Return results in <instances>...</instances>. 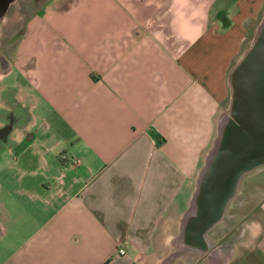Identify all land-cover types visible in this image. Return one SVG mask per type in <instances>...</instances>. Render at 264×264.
Instances as JSON below:
<instances>
[{
    "label": "crops",
    "instance_id": "obj_1",
    "mask_svg": "<svg viewBox=\"0 0 264 264\" xmlns=\"http://www.w3.org/2000/svg\"><path fill=\"white\" fill-rule=\"evenodd\" d=\"M214 1L50 0L31 14L0 68V107L18 88L49 175L38 179L40 164L0 183V264L163 258L228 109L229 72L264 18V0H228L217 15ZM16 69L25 83L6 87Z\"/></svg>",
    "mask_w": 264,
    "mask_h": 264
},
{
    "label": "water",
    "instance_id": "obj_2",
    "mask_svg": "<svg viewBox=\"0 0 264 264\" xmlns=\"http://www.w3.org/2000/svg\"><path fill=\"white\" fill-rule=\"evenodd\" d=\"M228 85V109L218 118L216 139L179 222L174 243L178 253L166 260L168 264L182 255L203 259L215 235L242 221L230 218L229 211L243 203L246 179L264 171V18L250 47L230 70ZM223 261L216 258L214 264L227 263Z\"/></svg>",
    "mask_w": 264,
    "mask_h": 264
},
{
    "label": "rangeland",
    "instance_id": "obj_3",
    "mask_svg": "<svg viewBox=\"0 0 264 264\" xmlns=\"http://www.w3.org/2000/svg\"><path fill=\"white\" fill-rule=\"evenodd\" d=\"M44 1L50 0H18V5L21 7V9L14 10V12H12L13 16L8 20L6 26L4 27V39L10 40V38H12L17 33H19V38H21V36L26 32L27 19L34 11H36L37 8L43 6ZM227 1L228 0H215V5L211 10V12H213V15H217L218 11H220L219 8L221 7V5L226 3ZM17 72L18 70L16 69L12 76L4 82V84L6 83L8 85L6 87L13 88L16 85H23L25 83L21 78H18ZM16 90L13 89L14 92H16ZM1 97L2 96L0 93V100ZM14 103L19 106L18 108L20 110V113L26 116V120L22 123V126L26 128L31 120L29 107L24 105L23 103ZM41 121L42 120L40 119L39 123ZM16 140V135H14V141ZM27 141L28 140H26L25 143L19 142V144L14 146H12L9 142H0V183H3L4 181L10 179H16L17 177H26V179H28L32 176L30 174L31 169L37 170L38 165L40 166V164L42 165V167L45 166V161L42 153L33 154V149L31 146H29L30 141L28 143ZM47 143V147L50 148V146L53 145L54 141L49 138L47 140ZM56 152H58V150H55L52 154L45 153L44 156H46V159H50L51 156H54L53 158L56 159V155L58 154ZM33 165L35 166L34 168L29 167ZM57 168L58 166H56V170L53 171L59 173L61 171V168ZM38 173H41L40 175H43L38 177V179H43L46 175H49V172H46L45 167L41 168ZM242 197L244 200L241 206L233 205L229 211V216L230 218L236 219L235 213H237L238 211V220H242L243 222L252 221V230H254L253 233H256V235H246L242 240L238 239V243L232 244L229 247L231 255L229 256L228 253H226L225 257L228 261V264L230 260L233 259L234 261L235 257L238 263L234 264H263L264 255L262 253V246L264 245V239L262 238H264V171L246 179L242 190ZM178 233L179 229L175 233L165 234V242H163L165 246L164 255L162 256L163 258H161L155 264H168L166 263V260L173 254L178 253V250L174 244ZM260 240L262 244H260L261 247L259 248V250H251ZM237 246L238 248L240 246L242 247L239 248V251H237L235 254V248ZM149 264L154 263L151 262ZM169 264H201V260L198 258L182 255L180 257L172 259Z\"/></svg>",
    "mask_w": 264,
    "mask_h": 264
},
{
    "label": "flooded vegetation",
    "instance_id": "obj_4",
    "mask_svg": "<svg viewBox=\"0 0 264 264\" xmlns=\"http://www.w3.org/2000/svg\"><path fill=\"white\" fill-rule=\"evenodd\" d=\"M21 7L18 5V0H0V68H9V63L15 58L18 47L19 33L15 34L10 40L4 39V27L8 20L13 16L14 10H20ZM13 19V18H12ZM5 91V101L8 103L7 108L0 107V142H9L12 146L19 144L16 140L14 141V135L18 130H21L24 134V138L21 143H27L32 139L33 134L28 133L26 128L22 126V123L26 120V116L20 113L19 106L13 101V90L8 88ZM12 94V95H11ZM3 98V97H2ZM236 220H238V211L235 213ZM243 221L240 224H231L232 226L225 232L215 235L214 245L207 251L206 255L201 260V264H214L216 258L219 260L226 259V253L229 251V247L232 244L238 243V239L242 240L241 233L246 231V234L253 236V222H247L244 228L241 230ZM248 237V236H247ZM243 243V242H242ZM240 246L239 248H241ZM238 246L235 248V254L238 251ZM235 261V262H234ZM229 261V264L238 263L236 257ZM216 264V263H215ZM224 264V263H223ZM228 264V263H227Z\"/></svg>",
    "mask_w": 264,
    "mask_h": 264
},
{
    "label": "built area",
    "instance_id": "obj_5",
    "mask_svg": "<svg viewBox=\"0 0 264 264\" xmlns=\"http://www.w3.org/2000/svg\"><path fill=\"white\" fill-rule=\"evenodd\" d=\"M78 165H79V163H78L77 161H75V162L73 163V167H77ZM119 253H120L121 255H125V254H126L124 249H120V250H119Z\"/></svg>",
    "mask_w": 264,
    "mask_h": 264
}]
</instances>
